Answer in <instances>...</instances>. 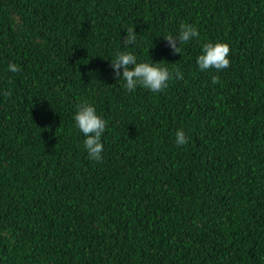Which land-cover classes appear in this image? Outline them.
Returning <instances> with one entry per match:
<instances>
[{"label": "trees", "instance_id": "16d2710c", "mask_svg": "<svg viewBox=\"0 0 264 264\" xmlns=\"http://www.w3.org/2000/svg\"><path fill=\"white\" fill-rule=\"evenodd\" d=\"M218 41L230 66L201 71ZM123 51L183 78L129 91ZM0 264H264V0H0Z\"/></svg>", "mask_w": 264, "mask_h": 264}, {"label": "clouds", "instance_id": "9594fccd", "mask_svg": "<svg viewBox=\"0 0 264 264\" xmlns=\"http://www.w3.org/2000/svg\"><path fill=\"white\" fill-rule=\"evenodd\" d=\"M199 35V31L194 25L184 23L180 26L178 37L174 38L169 35L165 39L174 53H180L178 45ZM137 36L134 28L129 27L126 29L122 43L126 46L133 45L137 41ZM229 54L230 46L227 43L208 42L203 44L202 54L197 57V64L201 71L209 69L220 71L230 66ZM111 67L115 77L122 78L126 82L125 87L129 91H134L138 86H142L153 93H157L167 87L168 81L173 78V75L176 79L183 78L179 70L173 73L166 66H162L160 62L155 63L152 60L150 62H138L136 55L131 51L120 52L111 62ZM8 68L14 73L20 70L15 64H9ZM211 79L213 84L220 82L216 75H213ZM74 120L78 129L86 137L84 146L89 158L98 162L101 161L104 151L101 137L106 129L105 120L97 115L96 108L87 101L77 104ZM175 143L178 146L188 143V138L183 129L176 131Z\"/></svg>", "mask_w": 264, "mask_h": 264}]
</instances>
